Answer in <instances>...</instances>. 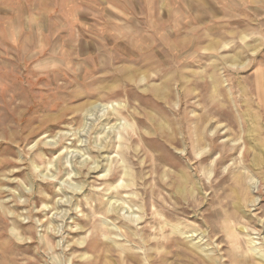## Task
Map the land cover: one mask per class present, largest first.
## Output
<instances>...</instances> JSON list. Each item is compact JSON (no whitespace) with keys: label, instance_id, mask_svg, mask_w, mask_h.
I'll list each match as a JSON object with an SVG mask.
<instances>
[{"label":"rangeland","instance_id":"374dc122","mask_svg":"<svg viewBox=\"0 0 264 264\" xmlns=\"http://www.w3.org/2000/svg\"><path fill=\"white\" fill-rule=\"evenodd\" d=\"M0 264H264V0H0Z\"/></svg>","mask_w":264,"mask_h":264}]
</instances>
